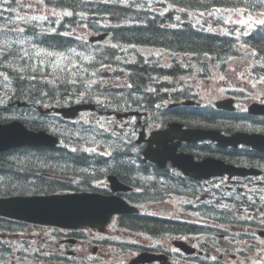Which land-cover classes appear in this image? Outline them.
Instances as JSON below:
<instances>
[{
    "label": "trees",
    "instance_id": "obj_1",
    "mask_svg": "<svg viewBox=\"0 0 264 264\" xmlns=\"http://www.w3.org/2000/svg\"><path fill=\"white\" fill-rule=\"evenodd\" d=\"M45 3L66 13L63 21L54 28L37 21L27 22L23 25L24 36L15 39L3 33L2 22L6 19L3 8H15L18 2L0 0V88L6 86L1 91L8 93V101L21 99L35 104L60 105L90 101L107 111L134 107L147 110L158 103L188 95L181 90V81L186 74L190 75L188 71L200 78L209 75L214 68L225 70L239 59L249 61L257 75L264 77V24L256 21L247 32L251 23H231L222 15L235 11L264 13L261 0H162L157 1L160 4H155L156 8L147 0H45ZM70 12L72 15H68ZM79 28L110 31L111 40L109 44L90 49L77 32ZM29 32L35 34L33 42H28ZM34 43L53 47L51 51L55 54L60 53L58 49L69 52L61 61L51 56V51L39 52ZM148 48L165 50L170 61L166 63L163 53H146L144 49ZM9 49H18L25 56L22 58ZM89 52L92 55L89 56ZM172 112L180 113L181 108ZM94 133L100 135L101 132ZM61 135L69 140L64 131ZM84 136L75 137L83 141ZM124 142V145L112 146L115 150L110 158L66 146L20 148L16 151L25 152L5 154L0 165V196L104 192L95 183L110 173L146 190L149 183L133 177V172L138 174L139 170L130 154L132 135ZM161 186L160 181L155 182L150 189L158 193L178 190L176 186ZM119 223L127 229L156 237L181 235V221L174 219L128 214L121 216ZM26 228L27 223L0 217V232H20ZM54 230L55 237H87L80 235V231L65 232L55 227ZM30 245L25 242L12 245L0 238V262L88 264L85 259L59 252L40 253L33 242Z\"/></svg>",
    "mask_w": 264,
    "mask_h": 264
},
{
    "label": "flooded vegetation",
    "instance_id": "obj_2",
    "mask_svg": "<svg viewBox=\"0 0 264 264\" xmlns=\"http://www.w3.org/2000/svg\"><path fill=\"white\" fill-rule=\"evenodd\" d=\"M11 106L14 107V105ZM177 108H181V112L177 113L179 117L167 120L165 126L157 121L149 122L147 126L149 131L165 128L174 121L180 122L185 129H208V127L200 126L195 121L198 116L205 114L204 110L190 113L187 110H182L185 109L184 106L175 107V109ZM258 117L259 129L264 134V117ZM51 119L55 122L56 116H51ZM178 140L176 138L170 143L174 144ZM141 151H143V147H141ZM177 152L191 154L196 161H201L207 157L221 156L228 162L255 168L258 171L254 175H225L203 181L185 176L182 173L179 175L180 179L177 182L181 186V192L196 202L190 206V209L199 212L190 214L181 211L183 216L194 218L192 222L183 223L181 238L196 245L200 252L203 251L197 255L184 254L182 263L264 264V150H256L248 146L236 149L221 148L212 141L189 142L184 140L181 141ZM147 165L150 167L148 176L152 183L155 181V175L167 176L170 172H175L172 161H169L164 169L151 161H148ZM156 182L159 181L156 180ZM160 183L163 186L170 185L168 180H161ZM215 186L226 187V192L220 196V200L217 199L216 194H213V191H216ZM215 211L226 212L225 217L227 219L220 224L221 227L216 225ZM233 216L234 219H232ZM203 221H207V223ZM187 227L190 229L187 230ZM199 227L202 229L198 230ZM36 239H41V237ZM84 242L81 241V243ZM59 246L62 251L64 247L69 246V243Z\"/></svg>",
    "mask_w": 264,
    "mask_h": 264
},
{
    "label": "water",
    "instance_id": "obj_3",
    "mask_svg": "<svg viewBox=\"0 0 264 264\" xmlns=\"http://www.w3.org/2000/svg\"><path fill=\"white\" fill-rule=\"evenodd\" d=\"M103 37H94L92 40ZM87 108H94V105L78 104L57 108V111L63 113L65 117H75L80 110ZM256 111L262 112V109L257 108ZM143 134L142 131L141 137ZM212 137L218 138L216 135ZM243 139L252 142L251 138L243 137ZM58 141L57 136L46 131H31L21 122L0 124V151L21 145L55 146ZM224 171H229L228 167L217 163L216 173ZM110 179L114 183L117 182L116 177H110ZM118 186L126 189L122 184ZM131 210L133 209L120 197L90 192L0 197V215L2 216L64 228H78L84 225L105 226L114 213ZM175 244L181 247V241ZM146 258L153 259L152 256Z\"/></svg>",
    "mask_w": 264,
    "mask_h": 264
},
{
    "label": "rangeland",
    "instance_id": "obj_4",
    "mask_svg": "<svg viewBox=\"0 0 264 264\" xmlns=\"http://www.w3.org/2000/svg\"><path fill=\"white\" fill-rule=\"evenodd\" d=\"M37 12H39L40 14H43V10L40 11V9H35ZM229 20L231 21H239L242 22L245 19H250V17L245 16L244 14H230L227 16ZM260 17V15L255 16L254 18L258 19ZM30 36V32L27 34V37ZM90 36V34L86 35V38ZM32 37H35V34L33 33ZM32 37L30 39H28V42H33ZM108 39H106L105 41H107ZM68 47H72L71 46H67L65 48ZM54 50L53 47H50L47 45V47H45V52L46 51H51ZM9 51H12L14 53H19L18 49H12ZM62 51V52H61ZM152 51H159L157 49H151L149 50V52ZM58 52L61 53H54V52H50L51 56H55L60 54V56L58 57L59 60L64 61L68 50H62V49H58ZM164 53V52H163ZM89 56L90 54L92 55L91 52L88 53ZM19 55H21L20 57H24L25 54L22 56L21 53H19ZM94 57V56H92ZM91 57V59H93ZM8 56L5 57V60H7ZM248 66H249V62H240L237 61L235 62L229 69L227 72L222 73V74H218L216 77L211 78V79H205L203 81H201L199 83L200 87H201V93L204 97V101L206 104H210V105H214V103L219 100L222 99L225 95H226V91L227 90H231V91H238V92H244V90H239L238 87L242 86L240 85V83H243L244 81H246L250 86H252L254 93H259L260 90L264 91V86H260L261 84H258L257 82H255L254 80L248 79V77H245L243 74H247L248 72ZM244 80V81H243ZM198 83H196L197 85ZM230 88H226L229 87ZM240 95V99L243 98H247L243 101V103L248 102L249 100H255V95H251L252 99L248 98V97H244V94ZM240 108L243 107L239 106ZM80 118H85L87 120H90L92 122L95 123H101L102 120H106L107 118L105 116H91L90 114L87 113H83L81 115ZM101 119V120H100ZM98 122H97V121ZM108 121L110 122V125L108 126L109 129L108 130H117L118 132H120V130H122L121 128L124 127V122H126L125 120L122 121H118V119L116 118H109ZM116 121V122H114ZM98 123V124H99ZM76 124V123H74ZM64 127V126H63ZM107 127V128H108ZM78 146H76L77 148ZM84 148V147H82ZM87 148L90 150H94V151H101L104 150L105 145L102 142H99L97 140H94L90 143V145H87ZM87 170L91 169L84 167ZM181 199H179L178 201H173V202H168L159 206H149L148 204L143 206V211H148V212H153V213H160V214H164L167 217H175V218H181ZM151 210V211H150ZM115 219V218H114ZM113 219V222L111 223V225L109 226L110 229L109 231L107 230V232L101 233L100 231H94V230H90V229H84L85 230V234H87L88 238L92 241L94 240L96 242V240L100 243L101 241L105 240L106 242H108V238L110 239H117V240H125V241H130V242H138L142 245H152L150 244V241L148 238L146 237H140L137 235H132L131 233H126L124 232L121 228L118 227L116 220ZM53 232L54 230L52 228H42V227H36V226H29L27 227V231L25 232V234L31 235L33 233H38L42 236V238L44 239L45 237L49 236L52 237L53 236ZM172 239H165V241H163V245L166 246V248L168 249H172L175 250L174 246H173V242ZM97 242V243H98ZM102 244V243H101ZM99 244V245H101ZM88 248L91 249L90 251H88ZM114 248V247H113ZM113 248H108L107 246H105L104 244H102V250L100 252H98V254H93V251L95 249V247L92 249V247H76L75 250L80 251L79 254L83 257V258H87L89 257V259H87L88 261L91 262H97L100 264H128L131 257L133 256L132 253H128V252H122L120 253L118 250L113 249ZM41 249H42V245H41ZM40 250V247H39ZM49 251H56V248L52 247L49 249ZM135 255V254H134ZM98 259H96V257ZM0 264H5L0 262ZM55 264H61V263H55Z\"/></svg>",
    "mask_w": 264,
    "mask_h": 264
},
{
    "label": "snow or ice",
    "instance_id": "obj_5",
    "mask_svg": "<svg viewBox=\"0 0 264 264\" xmlns=\"http://www.w3.org/2000/svg\"><path fill=\"white\" fill-rule=\"evenodd\" d=\"M262 3H264V0H261ZM68 15H71V13H68ZM259 23L264 24V20L259 21Z\"/></svg>",
    "mask_w": 264,
    "mask_h": 264
},
{
    "label": "bare ground",
    "instance_id": "obj_6",
    "mask_svg": "<svg viewBox=\"0 0 264 264\" xmlns=\"http://www.w3.org/2000/svg\"><path fill=\"white\" fill-rule=\"evenodd\" d=\"M32 35H33V34H30V36H29V37H32ZM32 38H33V37H32ZM58 47H62V46H58ZM96 48H98V47H96ZM36 120H37V122H38V121L40 120V118H39V117H37V118H36Z\"/></svg>",
    "mask_w": 264,
    "mask_h": 264
}]
</instances>
